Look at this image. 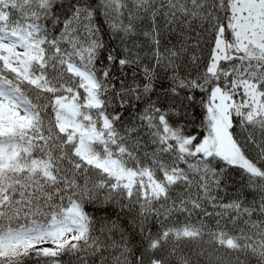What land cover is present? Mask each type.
<instances>
[{
	"label": "snow or ice",
	"instance_id": "6c2138e0",
	"mask_svg": "<svg viewBox=\"0 0 264 264\" xmlns=\"http://www.w3.org/2000/svg\"><path fill=\"white\" fill-rule=\"evenodd\" d=\"M0 264H264V0H0Z\"/></svg>",
	"mask_w": 264,
	"mask_h": 264
}]
</instances>
